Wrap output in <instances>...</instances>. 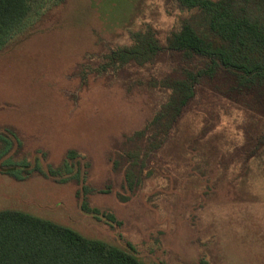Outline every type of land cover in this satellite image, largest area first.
<instances>
[{
	"label": "rangeland",
	"instance_id": "rangeland-1",
	"mask_svg": "<svg viewBox=\"0 0 264 264\" xmlns=\"http://www.w3.org/2000/svg\"><path fill=\"white\" fill-rule=\"evenodd\" d=\"M68 6L75 19H68ZM193 14L174 0L32 3L27 23L34 20L35 34L18 50L26 54L11 56L22 83H11V57L0 60V153L18 168L0 173V209L23 210L110 244L129 242L147 264H264L259 93L236 89L226 72L201 78L162 144L161 133L152 138L141 130L164 99L154 78L205 63L159 55L148 68H99L138 33L162 41L187 20L205 34ZM69 151L86 166L89 205L119 225L79 210L76 178L58 183L27 170L35 156L61 168Z\"/></svg>",
	"mask_w": 264,
	"mask_h": 264
},
{
	"label": "trees",
	"instance_id": "trees-1",
	"mask_svg": "<svg viewBox=\"0 0 264 264\" xmlns=\"http://www.w3.org/2000/svg\"><path fill=\"white\" fill-rule=\"evenodd\" d=\"M34 1L0 0V60L8 59L14 54L27 53V51L18 53V50H26L24 43L30 38H26L27 34L31 37L35 34L32 30L34 20L27 23ZM174 1L192 11L194 13L192 16H199L203 20L205 34L201 35L187 20H183L179 27L168 33L162 41L155 37L153 32L138 33L129 46H122L107 54L110 61L100 64L99 67L100 70H105L106 67L114 65L120 69L124 66L131 67L134 63L148 68L159 55L168 58L175 55L188 60H202L205 63L204 66L194 65L190 69L182 67L178 72L172 68V76L154 78L157 85L164 90V99L160 110L156 111L151 122L141 130L150 131L149 135L152 138L156 132L161 133L162 144L182 116L184 108L194 97L195 88L201 78H211L219 72H226L231 76L236 89L255 90L259 93L258 97L264 101V0ZM72 9L68 6L70 11L68 19L76 18V13ZM59 12L57 15L64 17L62 10ZM91 12L93 13V10H89V15ZM80 15L81 12L78 16ZM39 30L40 33L47 32V28ZM23 33L24 35L11 42L14 37ZM21 59L27 58L20 57ZM7 62L9 66L14 67L10 69L14 74L11 83L14 84L15 81L17 84L22 83L25 78L22 79V75L17 74L20 68L17 69L14 59L11 57ZM81 73L83 78L87 72L82 69ZM30 86L36 87L37 83ZM26 88L32 89L29 86ZM53 91L57 93L56 89ZM46 93L49 95V92ZM58 96L60 97V94ZM5 154V151L1 152L0 157ZM38 158L34 157L32 168L27 170L30 169L29 171L56 180L58 183L76 178L80 183V189L77 191L79 210L109 225L120 224L113 215L100 212L96 207L89 205L90 189L85 184L86 166L80 163L73 151L67 152L61 168L54 170L50 165L40 163ZM15 162L10 156L3 157L0 161V173L10 175L18 170L14 166ZM62 168L63 172L60 171ZM129 173L131 174L130 171ZM129 179L131 180L130 175ZM0 264L147 263L138 256L129 242L120 245L110 244L97 238L85 237L70 227L23 210L2 208Z\"/></svg>",
	"mask_w": 264,
	"mask_h": 264
}]
</instances>
